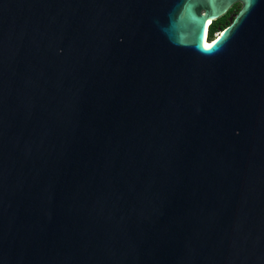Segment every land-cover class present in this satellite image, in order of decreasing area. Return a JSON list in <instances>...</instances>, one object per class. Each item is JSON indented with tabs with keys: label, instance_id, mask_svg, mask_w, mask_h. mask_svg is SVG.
I'll return each instance as SVG.
<instances>
[{
	"label": "water",
	"instance_id": "95a60500",
	"mask_svg": "<svg viewBox=\"0 0 264 264\" xmlns=\"http://www.w3.org/2000/svg\"><path fill=\"white\" fill-rule=\"evenodd\" d=\"M0 264H264V0H0Z\"/></svg>",
	"mask_w": 264,
	"mask_h": 264
},
{
	"label": "trees",
	"instance_id": "16d2710c",
	"mask_svg": "<svg viewBox=\"0 0 264 264\" xmlns=\"http://www.w3.org/2000/svg\"><path fill=\"white\" fill-rule=\"evenodd\" d=\"M239 4L233 6V8L222 18L218 19L217 21H213L212 25L209 27V39L214 40L217 36V33L225 29L230 24V15L233 12L239 11Z\"/></svg>",
	"mask_w": 264,
	"mask_h": 264
},
{
	"label": "flooded vegetation",
	"instance_id": "af4514ba",
	"mask_svg": "<svg viewBox=\"0 0 264 264\" xmlns=\"http://www.w3.org/2000/svg\"><path fill=\"white\" fill-rule=\"evenodd\" d=\"M241 6H240V4H239V8H240ZM232 14V13H231ZM231 16V15H230ZM235 17V16H234ZM234 17L233 18H229L230 19V23L233 21V19H234ZM220 33V32H219ZM218 33V34H219Z\"/></svg>",
	"mask_w": 264,
	"mask_h": 264
},
{
	"label": "rangeland",
	"instance_id": "374dc122",
	"mask_svg": "<svg viewBox=\"0 0 264 264\" xmlns=\"http://www.w3.org/2000/svg\"><path fill=\"white\" fill-rule=\"evenodd\" d=\"M237 12H234L233 14H231V16L229 18H233L236 15ZM214 41V40H213Z\"/></svg>",
	"mask_w": 264,
	"mask_h": 264
},
{
	"label": "bare ground",
	"instance_id": "6f19581e",
	"mask_svg": "<svg viewBox=\"0 0 264 264\" xmlns=\"http://www.w3.org/2000/svg\"><path fill=\"white\" fill-rule=\"evenodd\" d=\"M221 32V31H220ZM217 35H218V33H217ZM217 37V36H216ZM208 38V37H207ZM208 43H210L209 41H208V39L206 40V44H208Z\"/></svg>",
	"mask_w": 264,
	"mask_h": 264
}]
</instances>
